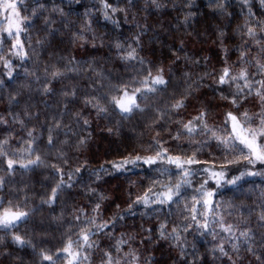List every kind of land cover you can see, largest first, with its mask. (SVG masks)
Wrapping results in <instances>:
<instances>
[{
    "label": "trees",
    "instance_id": "trees-1",
    "mask_svg": "<svg viewBox=\"0 0 264 264\" xmlns=\"http://www.w3.org/2000/svg\"><path fill=\"white\" fill-rule=\"evenodd\" d=\"M219 2L224 4L223 9L216 6ZM108 3L123 9L114 14L109 10L112 20L104 18L101 0H25L20 3L22 15L30 17L33 8L41 4L45 6L38 10L37 16L31 17L29 31L21 34L25 50L29 53V58L23 62L18 57L8 56L11 41L4 36L5 43L0 54L12 60V76L10 78L6 74L7 69L0 63V81L3 82L0 84V116L8 121L7 124H0V139L11 134L10 144L15 148L22 138H26L21 125L12 123L13 115H19L28 128L35 127L38 133L43 131L38 143L45 152L47 132L41 126L52 123L53 117L60 119L62 115L64 124H70L73 131L87 139L79 151L74 148L67 151L68 163L62 164V167L65 173L73 172L70 181L72 187L61 191L51 208L40 200L41 196L47 197L54 184L51 168L41 166L29 172L18 169L16 173L7 175L3 171L6 165L0 164V176L6 181L3 194L18 196L23 200L24 192H27L28 205L35 209L28 222L16 230L27 235L32 241L31 245L19 247L12 243L10 234L0 232V236L4 237L0 242V264H40L38 253L41 249L55 252L63 246L68 235L75 240L78 224L74 216L79 214V209H83L87 216L97 215L98 219L110 221L108 228L91 238L99 246L89 250L90 264H101L104 251H112L116 255V243L121 238L126 243L121 245L123 251L119 255L123 256L131 248L139 256L138 264H229L227 257H221L218 251L214 256L211 251L226 235L218 227L216 239L197 232L194 227L188 232H181L185 249L183 256L175 241L160 239L157 229L161 222L167 224L168 231L174 225L188 223L183 220V216L187 215L183 211V204L170 207L153 204L147 208L142 204H133L129 209V203L134 202L137 195H142L153 179L164 178L154 171L156 166L126 165L116 170L112 168V162H121L130 154H151L155 147L154 139L164 142L163 146L172 153L183 150L191 154L196 144L186 138L177 141L171 137L178 127L176 120L187 121L197 115L201 108L208 112L209 125L221 124L224 113L229 110L259 113L261 106L254 94L236 109L222 101L219 93L221 87L225 93L234 89L218 85L211 76L203 80L200 77L205 72L218 73L223 67L225 54L221 39L227 49L229 65L237 63V47L247 39L239 30L243 29L246 20L252 24L264 21V5L260 0H248L247 5L243 0H156V4L153 0H108ZM53 6L62 9L64 14L53 12ZM44 16L55 20L51 32L45 26ZM221 32L224 33L223 37L220 36ZM80 35L83 39L77 38ZM37 39L42 40L43 44L37 45ZM29 43L32 47H28ZM117 43L121 45L120 49L116 48ZM248 44L251 46L250 56L255 55L256 46L250 40ZM130 48L136 49L137 58L122 59ZM33 49L36 50L35 55L32 54ZM68 58L78 61L77 66L81 70L53 80L49 84L51 91L45 94L42 91L46 79L45 66H63ZM140 59L145 61L143 65L139 63ZM159 67L164 69V77L169 84L164 91L141 102L142 106H147L144 112H134L127 119L118 112L97 117L94 110L85 108L80 99L84 93L92 91L88 79L90 76L95 78L92 69L103 73L112 83H117L127 82L130 77L140 79L149 68L155 74ZM248 70L256 72L254 65L249 66ZM186 72L191 80L200 81V87L185 101V108L172 113L171 120L165 117L153 124V118L157 115L155 107L164 108L184 92L187 87ZM256 78L259 79L258 76ZM73 86L77 89L78 97L65 108L63 102L72 98L63 97L61 92ZM26 110L33 117L38 113L39 120H29L25 116ZM76 111H81L90 121L87 127L83 126V121L79 126L75 124L72 113ZM59 137L64 139L63 131ZM71 139L74 143L77 137L72 136ZM195 139L205 141L206 137L196 136ZM197 155L201 160L211 162L216 159L219 163L222 152L215 141L209 140ZM46 158L57 162L52 155ZM245 164L242 161L230 165L229 178L239 175V170H243ZM101 166L107 171H102ZM204 166L212 167V164L192 167L200 169ZM77 167L80 168L79 172H75ZM261 169H264V165L257 163L252 170ZM206 176V173L197 172L192 177L193 187H197ZM209 186L215 188L214 182L209 180ZM191 192L189 188L188 193ZM101 195L104 199H100ZM215 200L221 205L220 211L225 221L240 229L250 228L255 236L253 245L256 251H264L259 246L264 239V228L258 226L261 205H264V175H246L235 186L224 185L217 189ZM97 203L100 209L94 213L92 209ZM114 216L117 218L113 221ZM84 219L81 216V222ZM147 229H151V233ZM236 235H239L238 231ZM225 247L229 248V245L225 243ZM244 249L245 245L242 244L240 255L244 257L243 264H248L249 260L256 264L254 257ZM129 260L126 257L122 264ZM58 264H66V261L62 259Z\"/></svg>",
    "mask_w": 264,
    "mask_h": 264
},
{
    "label": "snow or ice",
    "instance_id": "snow-or-ice-1",
    "mask_svg": "<svg viewBox=\"0 0 264 264\" xmlns=\"http://www.w3.org/2000/svg\"><path fill=\"white\" fill-rule=\"evenodd\" d=\"M19 3H23V0H0V16L3 17V19H0V52H2L5 43L4 34H6L8 40L11 41L8 56L18 57L23 62L29 58V53L25 50L21 34L29 31L31 17L37 16L38 10L44 9L45 6L41 4L38 8H33L30 17L29 15H22ZM153 3L156 4V0H153ZM243 3L247 5L248 0H243ZM260 3L264 5V0H260ZM101 4L106 20L113 19L109 10L113 14L118 10L123 11V9L113 7L108 3V0H101ZM216 6L220 9L224 8L222 2L217 3ZM52 11L60 15L64 14L63 10L56 6H53ZM249 16H251V9H249ZM42 18L46 28L51 32V26L55 23V20L48 16ZM113 23H115V20H113ZM239 31L247 39L242 40L241 45L237 47L239 52L237 63L229 65L227 49L224 48L223 39H221V48L225 54L223 67L218 73L205 72L200 77V80L211 76L218 85H227L229 89H234V91L225 93L223 87H221L219 93L222 101L236 109L240 108L242 101L254 94L261 106L259 113L250 114L247 110L236 112L229 110L224 113L225 118L221 124L209 125L208 112L201 108L197 115L187 121L176 120L178 127L175 135L171 137L177 141L186 138L190 143L196 144L197 147L191 154H187L183 150L178 153H172L163 146L164 142L154 139L153 145L155 147L151 154H130L124 157L121 162H112V168L121 170L126 165L134 167L140 165L156 166L154 171L158 172L159 176L164 179H153L144 193L137 195L136 200L129 203L128 207L131 209L133 204H142L146 208L153 204L170 207L173 204L180 205L182 203L183 211L187 213V215L183 216V220L188 221V223L182 226L174 225L171 231H168L167 224L161 222L157 229L160 239L176 242V246L180 248L181 256L185 254L181 232H188L194 227L197 232L209 234L213 239H216L219 235L216 231L218 227L226 235L221 237L219 242L212 248L211 251L214 256L218 251L221 257H227L229 264H243L244 257L240 255L241 245L243 244L245 245L244 250L251 257H254L256 264H264V251H256L253 245L255 236L252 230L250 228L240 229L237 225L227 223L223 213L220 211L221 205L215 200L217 189L224 187V185L235 186L246 175H264V169L260 171L252 170L257 163L264 165V21H257L252 24L246 20L243 29ZM223 35L224 33L221 32L220 36L223 37ZM77 38L83 39V36L80 35ZM28 39L30 40L31 38L29 37ZM249 40L256 46L255 55L250 56L251 46L248 44ZM36 44L41 45L43 41L37 39ZM28 47H32L31 43L28 44ZM116 48L120 49L121 45L117 43ZM32 54H36L35 49H33ZM121 58L124 60H135L137 58L136 49L130 48ZM0 63L7 69L6 74L11 78L12 60L6 58L4 54H0ZM139 63L143 65L145 61L140 59ZM78 64L79 62L74 58H68L67 64L63 66L46 65L44 68L46 79L42 91L48 94L51 91L49 84L53 80L65 77L66 73H78L81 70L77 66ZM253 65L256 68L255 73H251L248 70V67ZM234 68H236L235 71L233 70ZM92 71L95 78L88 77L90 81L89 87L92 88V91L84 93L80 99H82L85 108L94 110L97 117H105L110 112H118L122 118L127 119L134 112H144L147 106H142L141 102L147 100L150 96L154 97L158 92L164 91L169 84V80L164 77V69L162 67L157 68L155 74L149 68L147 69V74L141 76L140 79L130 77L127 82L117 83H112L103 73L96 72L95 69H92ZM32 74L35 75V73ZM184 76L187 84L184 92L178 98L172 99L164 108L155 107L154 110L157 115L153 118V124L165 117L171 120L172 113L185 108V101L200 87V81L191 80L189 73H184ZM257 76L259 79L256 78ZM189 80H191V83H188ZM37 81H39V77H37ZM2 83L0 81V84ZM61 95L65 98H72V100L63 102L65 108L78 97L75 86L62 90ZM72 115L77 126L81 124V121H83L84 127L89 125L90 121L82 115L81 111H76ZM25 116L29 120L33 118L37 121L39 120L38 113L33 117V114L26 110ZM7 123L8 121L3 116H0V124ZM12 123L21 125L25 130L26 138H22L15 148L10 144L11 134L0 139V164L6 165L3 171L7 175H12L18 169L23 172H29L41 166L51 168L53 170L54 184L47 197H40L41 203L51 208L56 203L59 193L66 187H72L70 181L72 180L73 172L68 171L65 173L62 167V164L68 163L67 151L73 148L79 151L86 144L87 138L73 131L70 124H64L62 115L60 119L53 117L52 123L41 126L42 129L46 128L47 132L46 144L44 145L47 151L45 152L41 150L38 143L43 131L38 133L35 127L28 128L19 115H13ZM61 131L64 133V139L59 137ZM72 136L77 137L74 143L71 139ZM196 136H204L206 140L198 141L195 139ZM209 140L215 141L217 148L222 152L219 163H217L216 159L209 162L198 158L197 153L207 146ZM48 155H52L53 160L57 162L47 160L46 157ZM242 161L246 162L243 170H239V175H233L229 178L228 173L231 171L229 166L240 164ZM209 163L212 164V167L204 166L200 169L192 167L193 165H208ZM248 166H252V168ZM101 170L107 171L103 166H101ZM79 171L80 168L77 167L75 172ZM197 172L206 173L207 176L197 187H193L192 177ZM65 176H67V180ZM209 180L214 182L215 188L209 186ZM5 184L4 177L0 176V232H4L6 235L10 234L12 243L19 247L31 245L32 241L27 235L16 230L21 224L28 222L35 209L30 208L28 205L29 196L27 192H24L23 200L18 196L4 195ZM189 188L192 189L191 194L188 193ZM20 191H23V189ZM100 199H104V197L101 195ZM117 207L119 206L117 205ZM99 209L100 204L97 203L92 211L98 213ZM78 213L74 216L78 224V232L75 233L76 239L73 240L72 236L68 235L63 246L56 249L55 252L41 249L38 253L40 264H44V262H47V264H58L62 259L66 261V264H90L89 250L99 246L91 238L108 228L110 221L98 219L97 215L87 216L83 209H79ZM81 216L85 217L83 222H81ZM117 216H114L112 220L114 221ZM54 219L60 218L54 217ZM258 221V226L264 228V205H261ZM71 227L69 225V229ZM146 231L151 233L152 230L147 229ZM237 231L239 235H236ZM3 239L4 237L0 236V242ZM125 243L126 241L123 238L117 241L115 247L116 255L112 251H104L101 264H122L126 257L130 258L126 264H138L139 256L131 248L128 252H124L123 256L119 255L123 251L121 245ZM225 243L229 245L230 250L225 247ZM259 246L264 248V239L260 241ZM248 264H252V261L249 260Z\"/></svg>",
    "mask_w": 264,
    "mask_h": 264
},
{
    "label": "rangeland",
    "instance_id": "rangeland-1",
    "mask_svg": "<svg viewBox=\"0 0 264 264\" xmlns=\"http://www.w3.org/2000/svg\"><path fill=\"white\" fill-rule=\"evenodd\" d=\"M23 1H25V0H23ZM19 5H20V3H19ZM0 19H3V17H2V16H0ZM4 36H5V37H7V36H6V34H4Z\"/></svg>",
    "mask_w": 264,
    "mask_h": 264
}]
</instances>
